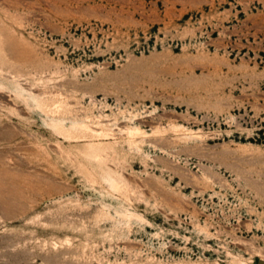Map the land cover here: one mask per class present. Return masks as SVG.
Wrapping results in <instances>:
<instances>
[{
  "label": "rangeland",
  "instance_id": "1",
  "mask_svg": "<svg viewBox=\"0 0 264 264\" xmlns=\"http://www.w3.org/2000/svg\"><path fill=\"white\" fill-rule=\"evenodd\" d=\"M0 264H264V0H0Z\"/></svg>",
  "mask_w": 264,
  "mask_h": 264
},
{
  "label": "bare ground",
  "instance_id": "2",
  "mask_svg": "<svg viewBox=\"0 0 264 264\" xmlns=\"http://www.w3.org/2000/svg\"><path fill=\"white\" fill-rule=\"evenodd\" d=\"M128 132V134H137L139 132V129H135L134 131L128 130ZM97 135H100V133H97Z\"/></svg>",
  "mask_w": 264,
  "mask_h": 264
}]
</instances>
